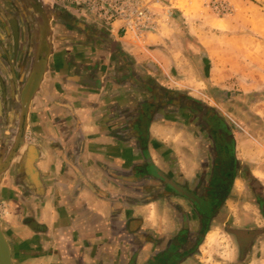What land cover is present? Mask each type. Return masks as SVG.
<instances>
[{
  "label": "crops",
  "instance_id": "obj_1",
  "mask_svg": "<svg viewBox=\"0 0 264 264\" xmlns=\"http://www.w3.org/2000/svg\"><path fill=\"white\" fill-rule=\"evenodd\" d=\"M14 1L23 15L21 27L0 0V156L11 137L15 97L34 41L27 6ZM83 23L112 36L117 46L52 21L54 49L25 134L37 147L34 168L17 160L0 180V225L12 264H174L176 255V264H211L214 259L208 263L203 252L214 239L216 220L204 226L211 197L205 191L207 183H220L211 174L225 158L211 149L231 137L211 110L159 80L153 68L163 58L153 45L164 41L160 36L140 51L125 38ZM235 28L230 22L228 29ZM28 149L21 153L25 159L33 153ZM152 167L193 193L202 208L156 178ZM229 206L227 198L222 210L227 213ZM201 222L202 232L190 246ZM232 227L231 236L249 237ZM262 240L261 228L242 258L235 244L229 261H264V253L258 255Z\"/></svg>",
  "mask_w": 264,
  "mask_h": 264
},
{
  "label": "rangeland",
  "instance_id": "obj_2",
  "mask_svg": "<svg viewBox=\"0 0 264 264\" xmlns=\"http://www.w3.org/2000/svg\"><path fill=\"white\" fill-rule=\"evenodd\" d=\"M210 1L174 0L178 9L173 18L148 36L145 48L154 44V35L164 40L153 45L163 58L153 68L159 80L211 110L231 137L239 166L228 197L231 207L211 227L214 239L207 241L203 253L208 263L212 259L211 264L217 263L222 254V264H232L235 243L228 232L232 226L264 229L258 210L259 203L264 204V15L257 16L264 13V0H218L225 6L219 13L209 7ZM230 22L237 28L230 31ZM248 25L254 30L251 36ZM239 218L244 221L238 223ZM258 247L262 255L264 240ZM253 264L264 261L256 256Z\"/></svg>",
  "mask_w": 264,
  "mask_h": 264
},
{
  "label": "water",
  "instance_id": "obj_3",
  "mask_svg": "<svg viewBox=\"0 0 264 264\" xmlns=\"http://www.w3.org/2000/svg\"><path fill=\"white\" fill-rule=\"evenodd\" d=\"M21 1L27 6L28 15H26V20L30 23L34 32L33 51L29 70L15 97L17 116L12 120V124L9 128L11 137L8 140L5 151L0 156V180L9 166L17 160H24V163L28 167L31 169L34 168L33 164L37 158V147L34 143L26 141L25 134L28 128L30 105L41 90V83L44 81L45 74L48 71L49 57L54 49L53 38L55 30L52 26V21H59L72 26L92 40H101L109 43L110 46H117L116 40L110 39L102 32L92 31L87 24L62 12L48 0ZM13 26L15 28L14 24ZM27 148H30L28 149L30 152L33 149V153H29V155H27L28 157L25 159L24 155L21 153ZM151 171L156 178L163 181L174 192L190 200L196 207L202 208L201 202L193 193L181 188L159 169L152 167ZM207 223L208 215H205V227ZM204 232L205 228L200 235L201 238ZM0 264H12L10 246L1 225Z\"/></svg>",
  "mask_w": 264,
  "mask_h": 264
},
{
  "label": "built area",
  "instance_id": "obj_4",
  "mask_svg": "<svg viewBox=\"0 0 264 264\" xmlns=\"http://www.w3.org/2000/svg\"><path fill=\"white\" fill-rule=\"evenodd\" d=\"M56 8L86 23L145 47L150 34L173 18L174 0H48ZM209 7L219 13L223 2L212 0Z\"/></svg>",
  "mask_w": 264,
  "mask_h": 264
},
{
  "label": "flooded vegetation",
  "instance_id": "obj_5",
  "mask_svg": "<svg viewBox=\"0 0 264 264\" xmlns=\"http://www.w3.org/2000/svg\"><path fill=\"white\" fill-rule=\"evenodd\" d=\"M3 2H4V4H7L6 6L8 8H11V10L14 11V13L16 15L18 26L21 27L20 25H22L21 20L23 19V15L19 11L18 3L15 2L14 0H3ZM219 148L220 149H218V145H216L211 149V151L214 150V151H216V153H219L221 151L225 158L223 159L221 166L215 167L216 168V169H214L215 172H212V174H211V178L215 177L216 180L217 179L220 180V183L216 182V183H211V184L207 183L206 184V188L209 190L205 191V194H208V195L211 194V197L209 198L210 199V202H209L210 206L208 209H206L207 210L206 212L208 213V223L212 219H215L218 222L222 219V215H223V213H225L222 210V206H223L224 202L227 200V198L229 197L230 189L232 187V181L234 179V175L237 173V171L239 169V166L236 162V159L233 156L234 153L232 151V145H231L230 138H222V143L219 144ZM216 161L218 162L219 160H216ZM214 186L217 189L215 191H212V190L210 191V188H213ZM252 193H253V196L255 198L259 197L258 194L256 193V191L252 190ZM258 206H259L258 210L260 212V215L262 216V218H264V204L259 203ZM199 230H200L199 232L191 235V237H193V238L189 239V241H188V242H191L190 246H192L197 241L199 234L202 232V222H201V227ZM242 230H246L249 233L248 238H243V237L237 236L236 234L233 233V236L235 239V244H236L238 252L240 254V258H242L241 255H243L244 251L248 250L252 246V243L254 241V237L260 233L261 228L244 227L241 229L239 227V229H236V231H242ZM179 256L180 255H176L173 257L172 260L174 261V264L177 263L176 260Z\"/></svg>",
  "mask_w": 264,
  "mask_h": 264
}]
</instances>
